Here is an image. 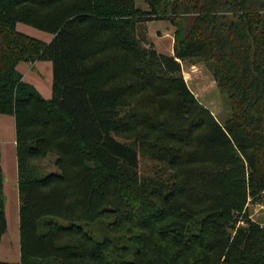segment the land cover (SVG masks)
<instances>
[{
  "label": "trees",
  "instance_id": "1",
  "mask_svg": "<svg viewBox=\"0 0 264 264\" xmlns=\"http://www.w3.org/2000/svg\"><path fill=\"white\" fill-rule=\"evenodd\" d=\"M148 20L176 26L174 56L144 47ZM195 58L229 99L225 125L184 80ZM37 61L53 64L50 100L18 69ZM0 114L16 120L20 264H264L246 215L264 193V1L0 0ZM140 151L174 181L142 176ZM50 155L60 172L42 176Z\"/></svg>",
  "mask_w": 264,
  "mask_h": 264
},
{
  "label": "rangeland",
  "instance_id": "2",
  "mask_svg": "<svg viewBox=\"0 0 264 264\" xmlns=\"http://www.w3.org/2000/svg\"><path fill=\"white\" fill-rule=\"evenodd\" d=\"M137 7L144 11L149 10L148 4L144 1H138ZM21 26L28 27L25 30L21 29L22 33H27L32 37L40 38L47 42L50 34L23 23ZM176 29V26L170 21L148 20L139 26L138 35L145 48L154 49L161 55L174 56ZM46 35L48 36L46 37ZM180 62L182 64V75L191 92L214 115L221 125H225L232 117L233 111L228 97L218 88L210 63L199 58L180 60ZM119 139L128 143L135 142L134 136L130 135L128 137H119ZM55 163L56 156L50 155L36 162L35 166L40 175L47 176L60 172ZM139 170L142 176L147 178L174 181L175 171L172 167L155 159L150 153L140 151ZM246 215L253 222L264 226V193L257 198H249ZM243 224L245 225L244 221H242L241 225Z\"/></svg>",
  "mask_w": 264,
  "mask_h": 264
},
{
  "label": "crops",
  "instance_id": "3",
  "mask_svg": "<svg viewBox=\"0 0 264 264\" xmlns=\"http://www.w3.org/2000/svg\"><path fill=\"white\" fill-rule=\"evenodd\" d=\"M17 25V29H27ZM27 34V33H26ZM48 35H46L47 37ZM53 39L49 35L47 43ZM18 69L24 80L32 84L47 100L53 97L54 71L51 61L21 64ZM1 165L4 174V199L8 229L0 241V263L20 264L22 260L20 231V192L16 120L12 115L0 114Z\"/></svg>",
  "mask_w": 264,
  "mask_h": 264
}]
</instances>
